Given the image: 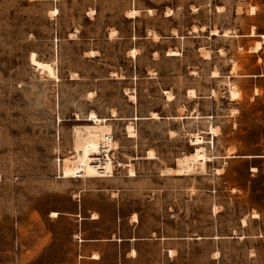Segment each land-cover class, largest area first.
Instances as JSON below:
<instances>
[{
    "label": "rangeland",
    "instance_id": "rangeland-1",
    "mask_svg": "<svg viewBox=\"0 0 264 264\" xmlns=\"http://www.w3.org/2000/svg\"><path fill=\"white\" fill-rule=\"evenodd\" d=\"M253 1L264 5L0 0V264H78L72 221L58 216L79 187L102 189L104 201L92 197L91 203L104 204V231L121 215L126 236L130 217L138 218L142 235L157 228L171 236L167 261L155 246L160 241L143 246L151 258L156 253L157 264H264V90L253 91L254 78L240 76L255 57L237 41H214L208 32L181 39L195 22L247 26L251 18L242 12ZM169 7L175 9L170 19ZM92 8L101 17L96 25H118L119 37L99 33L91 39L94 26L85 16ZM172 26L180 37L169 38ZM81 28L78 37L69 33ZM32 53L52 64L58 78L34 66ZM231 64L237 77L230 80ZM214 71L221 78H213ZM231 85L240 99H230ZM91 112L108 120L118 146L110 157L113 176L58 178L57 161L75 155L73 133L93 123ZM196 134L211 158L206 170L163 175L196 151ZM130 168L136 173L131 178ZM118 199L121 209L115 210Z\"/></svg>",
    "mask_w": 264,
    "mask_h": 264
},
{
    "label": "crops",
    "instance_id": "crops-1",
    "mask_svg": "<svg viewBox=\"0 0 264 264\" xmlns=\"http://www.w3.org/2000/svg\"><path fill=\"white\" fill-rule=\"evenodd\" d=\"M254 7V11H252ZM170 8V7H169ZM220 8V10H219ZM223 6H216V14H221ZM93 15L86 14L85 18L93 23V28L88 30V35L95 40V37L101 33L107 36L108 39L114 40L115 37L120 36V27L114 24H106L104 26L96 25V22L101 18L98 16L99 10L97 8H92ZM171 14H167L166 18L170 19L174 17L175 9L170 8ZM199 10H197L198 12ZM245 17L251 18V22L247 26H234L227 27L226 29L214 24L205 25L201 22H195L187 27V33L181 36V39L185 42L187 37L193 36L200 38L206 32L209 33L208 38L216 40V38H228L232 41H237L240 49L249 55H254L255 62L248 68L244 67V72L240 73L241 77L254 78L252 84V90H264V5L259 3L251 2L245 7L242 12ZM124 17H127L124 14ZM129 17V16H128ZM132 16L129 18H135ZM194 27H197L196 30ZM111 30L117 33L111 36ZM218 30V34H213L212 31ZM178 31V34L175 32ZM228 32L227 36L224 34ZM82 32V28L73 29L69 31L71 34H78ZM188 35V36H186ZM180 37V32L178 27L172 26L169 30V38L175 39ZM74 40L75 38H70ZM257 42H261V47L259 50L254 51L253 48ZM220 53V51H218ZM221 55V54H220ZM179 56V55H169ZM213 55L210 57H205V60L212 59ZM184 59V54L182 55ZM228 77L230 80L237 77L233 70V64L230 65ZM213 77V76H212ZM213 78H221L213 77ZM233 82H236L233 79ZM256 94V93H255ZM258 95V93L256 94ZM130 177V176H128ZM131 178V177H130ZM132 180V179H131ZM70 203L68 208L64 211L59 212V216L66 215L72 221L73 231L72 239L75 245L76 259L78 264H157V255L151 258L149 254L145 252V246L148 241H160L156 243V247L164 256L169 260V253L173 250L174 242L173 238L166 233H158L157 228L150 229L146 234H141L140 222L138 218L136 220H131L128 218V225L130 224V235L126 236V228L123 226L125 224V217L121 215H115L111 226L112 229L103 230L102 226V213L104 211V204L102 203H91L92 197L100 198L103 195L102 189L96 192H91L87 188L79 187L71 191ZM103 198V196H102ZM148 203L154 201L153 197L146 198ZM104 201V198H103ZM121 209V201L117 200V209ZM95 213V216L93 215ZM137 215L140 212L136 213ZM133 215V213H132ZM154 234L159 235V237H154ZM97 254L98 256H96ZM172 261V259H171ZM160 263V262H159ZM160 264H164L163 260Z\"/></svg>",
    "mask_w": 264,
    "mask_h": 264
},
{
    "label": "bare ground",
    "instance_id": "bare-ground-1",
    "mask_svg": "<svg viewBox=\"0 0 264 264\" xmlns=\"http://www.w3.org/2000/svg\"><path fill=\"white\" fill-rule=\"evenodd\" d=\"M252 10H254V7H252ZM212 32L213 34H218V30H214ZM224 34L227 36L228 32L226 31ZM260 47L261 42H257L253 50L257 51L260 49ZM130 54L131 56L136 57V49L131 50ZM30 60L34 66L38 67L42 71V73H46L51 78H58L53 65L47 62L39 61L37 59L36 53L31 54ZM213 76L218 77V71H214ZM193 93V90L189 91V94ZM229 97L231 100H237L240 99L242 95L239 90H237L235 87H232L231 85L229 89ZM151 117L159 118V115L157 112H152ZM89 120L93 123L83 127H78L73 133L75 155L73 157L69 156L65 159V161H63V173L65 175V178H71L78 171L82 172L85 177H100V174L102 173L107 174L108 177L113 176L114 165L111 159L112 157L110 155L107 159H105L106 162L104 165L98 163L97 161L99 159V157L97 156L100 155L101 151L102 138L106 132L109 133L112 130L111 126L108 124V120L106 118H100L95 112L90 113ZM82 129L84 130L82 131ZM211 129L213 130V128ZM127 130L130 134V137L135 136V134L133 133L134 129L132 126L129 125ZM201 139L202 137H200L198 134L193 135L191 139L192 144L198 145L196 151L178 158V168H168L167 170L163 171V175L171 174L173 172L175 174H182L183 172H189L194 168L200 170L201 172H204L206 170V162L209 161L211 158L206 154L205 148L203 146H199L200 144H202ZM115 146L116 148H118L117 145ZM149 155L150 158H154V154L152 152H149ZM118 165L120 167L126 166V164L123 163H120ZM101 168L102 170H99ZM129 176H136L135 170L133 168L129 169ZM52 216L56 217L58 216V213L53 212ZM243 221L244 223L246 222L245 220ZM95 255L98 256L97 254Z\"/></svg>",
    "mask_w": 264,
    "mask_h": 264
},
{
    "label": "built area",
    "instance_id": "built-area-1",
    "mask_svg": "<svg viewBox=\"0 0 264 264\" xmlns=\"http://www.w3.org/2000/svg\"><path fill=\"white\" fill-rule=\"evenodd\" d=\"M113 143H114V137H113L112 133L111 132H109V133L106 132L104 134L103 138H102L100 155L97 156V157H99V159L97 160L98 163L104 165L105 162H106L105 159H107L109 155L112 156V154H113V152L115 150V147H114ZM57 167H58L57 177L64 179L65 175H64L63 169H62L63 162L61 163L60 159H58V161H57ZM99 170H102V168L99 169ZM100 175L101 176H106L107 174L102 173ZM82 177H84V175L80 171H78L75 175L72 176V178H76V179L77 178H82Z\"/></svg>",
    "mask_w": 264,
    "mask_h": 264
}]
</instances>
